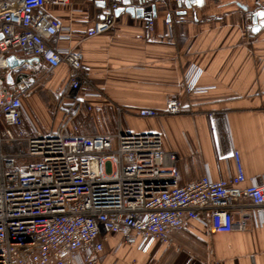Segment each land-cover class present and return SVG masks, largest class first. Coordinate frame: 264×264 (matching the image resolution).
I'll return each mask as SVG.
<instances>
[{
  "label": "built area",
  "instance_id": "built-area-1",
  "mask_svg": "<svg viewBox=\"0 0 264 264\" xmlns=\"http://www.w3.org/2000/svg\"><path fill=\"white\" fill-rule=\"evenodd\" d=\"M123 1L108 0L111 14L86 37L112 31ZM187 1L165 0L168 13L179 14ZM51 6L71 1H0V264H98L110 234H121L127 244L138 241L145 252L156 240L170 245L169 233L189 231L193 222L213 234L262 225L256 218L264 216V184L252 180L244 187L238 152L236 176L216 182L206 175L181 186L177 155L164 150L157 132L84 134L92 108L76 102L60 133L27 128L24 101L33 96L41 68L53 74L65 65L72 94L87 82L81 51L49 45L52 38L71 42L73 34L50 15ZM10 56L35 60L10 69ZM201 72L189 71L183 86L189 94L205 91L198 85ZM180 101L173 95L165 114L142 109L137 115H177Z\"/></svg>",
  "mask_w": 264,
  "mask_h": 264
},
{
  "label": "crops",
  "instance_id": "crops-1",
  "mask_svg": "<svg viewBox=\"0 0 264 264\" xmlns=\"http://www.w3.org/2000/svg\"><path fill=\"white\" fill-rule=\"evenodd\" d=\"M70 1L47 11L72 27V41L52 38L49 45L81 51L87 82L72 94L65 65L53 74L41 68L33 96L24 101L26 126L31 113L41 133H60L76 102L92 108L84 134H160L164 150L177 155L181 186L206 175L216 182L236 176L234 152L244 187L252 180L264 184V27L253 35L249 20L264 11V0H192L176 15L165 0L146 1L158 11L153 30L144 19L121 14L112 31L94 38L87 32L107 19L108 0ZM193 67L202 70L198 85L205 89L196 95L183 87ZM173 95L181 100L177 115L138 117L142 109L165 114ZM256 221L263 224L228 234L193 222L189 231L170 232V245L156 240L145 252L138 241L127 244L121 234H110L98 264H264V216Z\"/></svg>",
  "mask_w": 264,
  "mask_h": 264
},
{
  "label": "water",
  "instance_id": "water-1",
  "mask_svg": "<svg viewBox=\"0 0 264 264\" xmlns=\"http://www.w3.org/2000/svg\"><path fill=\"white\" fill-rule=\"evenodd\" d=\"M146 1H152V0H124L122 3L123 7H120L119 9L115 11V16L119 17L121 14H129L133 18L144 19L145 21L149 23L153 19L157 18L158 11L155 5L147 6V7L144 6ZM191 1L192 0H188L185 3V6L187 8H190L192 6L190 5ZM111 12L112 11L108 9L106 14L110 15ZM249 17H250L249 20L251 22V27H252L251 28L252 34L256 35L264 27V11H258ZM0 39H2L1 35H0ZM34 60L35 59H29V60L16 59L15 56H10L7 59V63H8L7 67H9L10 69H15L19 67L20 65H23L25 62L32 63Z\"/></svg>",
  "mask_w": 264,
  "mask_h": 264
},
{
  "label": "rangeland",
  "instance_id": "rangeland-1",
  "mask_svg": "<svg viewBox=\"0 0 264 264\" xmlns=\"http://www.w3.org/2000/svg\"><path fill=\"white\" fill-rule=\"evenodd\" d=\"M42 95H46V93H45V92H42ZM28 117H29V119H28V125H29V126H27V128L31 129V127H35V126L32 124L31 113L28 114ZM62 127H63V126H62ZM35 128H36V127H35ZM36 129H37V128H36Z\"/></svg>",
  "mask_w": 264,
  "mask_h": 264
},
{
  "label": "trees",
  "instance_id": "trees-1",
  "mask_svg": "<svg viewBox=\"0 0 264 264\" xmlns=\"http://www.w3.org/2000/svg\"><path fill=\"white\" fill-rule=\"evenodd\" d=\"M252 31V30H251Z\"/></svg>",
  "mask_w": 264,
  "mask_h": 264
}]
</instances>
